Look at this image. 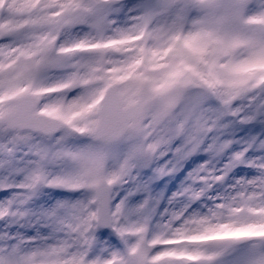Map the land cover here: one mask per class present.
Instances as JSON below:
<instances>
[{"label":"snow or ice","instance_id":"obj_1","mask_svg":"<svg viewBox=\"0 0 264 264\" xmlns=\"http://www.w3.org/2000/svg\"><path fill=\"white\" fill-rule=\"evenodd\" d=\"M0 264H264V0H0Z\"/></svg>","mask_w":264,"mask_h":264}]
</instances>
